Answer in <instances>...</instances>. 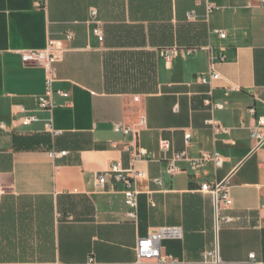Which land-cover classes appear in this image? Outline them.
<instances>
[{
	"label": "crops",
	"instance_id": "0c3cea01",
	"mask_svg": "<svg viewBox=\"0 0 264 264\" xmlns=\"http://www.w3.org/2000/svg\"><path fill=\"white\" fill-rule=\"evenodd\" d=\"M209 3L218 8L209 11ZM92 8L103 41L89 23ZM50 42L62 43L64 59L56 65L54 107L44 109L45 72L24 65L21 53ZM172 47L167 63L160 51ZM211 62L220 77L202 83ZM218 103L222 109L213 108ZM28 116L37 120L24 125ZM259 116L260 0H0V264H208L204 253L214 248L227 264L250 253L264 260V145L251 137ZM210 120L230 133L215 135ZM119 121L136 133H116ZM163 138L172 143L167 154ZM137 148L149 157L135 160ZM51 150L67 153L52 157ZM215 150L225 158L221 168L193 170L184 162V172H166L174 152L196 158ZM116 161L145 173L134 181L137 222L127 217L123 182L109 171ZM223 180L233 202L221 205L217 223L202 185ZM162 227L182 230L162 241L167 262H138L139 239Z\"/></svg>",
	"mask_w": 264,
	"mask_h": 264
},
{
	"label": "built area",
	"instance_id": "2783aa9c",
	"mask_svg": "<svg viewBox=\"0 0 264 264\" xmlns=\"http://www.w3.org/2000/svg\"><path fill=\"white\" fill-rule=\"evenodd\" d=\"M261 4L264 6V0H260ZM218 8L215 4L209 3L208 9L209 11ZM98 11L95 8H92L90 11V20L89 23L92 25L93 33L98 37L100 41H103L104 35L103 31L100 27V22L97 19ZM221 38L227 37V32L225 30L216 29L214 31ZM73 38V33L69 32L67 34L66 40L69 41ZM64 47L60 42H50L43 49H32L25 50L21 53V60L24 65L27 66H37L44 70L45 72V93L38 98L40 107L44 109H52L54 107L53 103V95L56 92L54 88V83L56 81V65L64 59ZM177 52L176 47L163 49L160 51L161 56L165 59L167 63H169ZM194 52V49H187L186 54L191 55ZM220 60H224L225 56L220 55ZM220 77L219 73L214 70V62H211V69L209 73L202 74L200 76V81L202 83H210L212 84L214 80ZM60 95L64 97H68L69 93L65 91H57ZM213 108H223V104H212ZM251 114H255V109H249ZM37 120L36 116H28L22 118V123L24 125H30L34 121ZM147 120L146 117L142 116L139 120V124L141 126H145ZM208 123L211 125L212 130L215 135L218 134H229L230 128L223 127L210 120ZM1 127H4L3 123H0ZM47 127L53 130L52 122L47 124ZM113 130L116 133L122 134L125 137L133 135L136 133V130L126 125L124 122L119 121L114 124ZM251 137L256 140V147L259 148L264 145V116H259L257 118V126L251 129ZM192 138L191 133L185 134V142L186 144L190 143ZM160 150L167 154L171 148L172 143L169 139H160L159 141ZM132 149V148H129ZM66 151L57 152L55 150L50 151V155L52 157H61L65 155ZM149 152L145 148H137L136 151L134 149L133 158H148ZM188 162L190 168L195 170L198 168L205 167L209 163H212L216 168H221L225 163L224 156L217 150L213 152H204L199 157L191 158L189 157L187 151H179L174 152L170 157L167 158L166 161V172L172 176L177 175L179 173L184 172L185 170L181 166L182 163ZM113 177L117 181L123 182L125 186L124 195H125V203L128 207L127 217L134 222L138 221L139 217V190L135 187L134 181L138 177H143L145 173L143 171L137 170L135 168L126 169L123 167L122 163L116 161L111 164L110 170ZM155 181L158 184H162V179L157 178ZM106 182L105 173H100L98 175V187L102 188ZM202 190L211 193L214 198L216 205V214H217V223L219 218V212L221 205L224 207H230L232 205V199L229 195V185L228 181L223 180L217 182L215 184L204 183L202 185ZM6 188L3 185H0V198L5 193ZM182 230L180 227H162L157 230L152 231L148 236L142 237L139 239L137 246V259L138 262L144 260H157L159 262H167V258L162 256L161 254V244L163 239L169 236H181ZM204 261L208 264H227L224 262L220 256L219 249L214 248L213 250L207 251L204 253ZM62 264V263H55ZM79 264H95L93 258H89L84 263ZM230 264H264V260L258 258L256 253H250L248 258L243 261L230 263Z\"/></svg>",
	"mask_w": 264,
	"mask_h": 264
}]
</instances>
